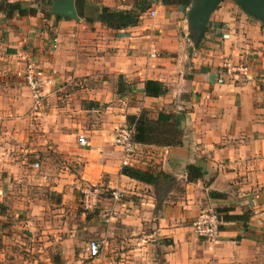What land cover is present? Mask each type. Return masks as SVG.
I'll return each instance as SVG.
<instances>
[{
  "label": "crops",
  "instance_id": "obj_1",
  "mask_svg": "<svg viewBox=\"0 0 264 264\" xmlns=\"http://www.w3.org/2000/svg\"><path fill=\"white\" fill-rule=\"evenodd\" d=\"M95 1L118 9L135 3ZM189 5L152 0L137 25L119 30L52 12L7 18L0 48V131L14 139L8 146L25 143L41 152L48 147L65 163L28 169L26 162L16 166L1 147L0 191L7 192L6 178L21 181V188L26 181L30 188L48 187L43 201L56 206L70 203L85 186L105 185L97 199L104 222L91 215L83 225L97 239L99 254L89 257L85 246L74 257L69 238L66 257L76 264H264V26L234 0H222L195 46ZM28 57L51 77L38 104L15 76ZM226 57L245 70L222 73ZM147 79L163 82L167 92L146 96ZM143 108L169 115L167 124L182 131L180 145L139 143L130 159L129 165L175 179L161 199L154 185L120 173L121 152L114 143L117 127ZM79 134L88 147L79 146ZM74 160L77 175L68 166ZM188 164L200 166L203 177L188 181ZM111 190L121 193L119 200ZM11 199L12 209L20 206ZM27 202L29 209L42 208L40 198L29 196ZM210 207L236 217L223 220L214 240L193 232L197 214Z\"/></svg>",
  "mask_w": 264,
  "mask_h": 264
},
{
  "label": "rangeland",
  "instance_id": "obj_2",
  "mask_svg": "<svg viewBox=\"0 0 264 264\" xmlns=\"http://www.w3.org/2000/svg\"><path fill=\"white\" fill-rule=\"evenodd\" d=\"M7 20L8 19L4 18L0 13V48L2 47V49L3 46L1 43L4 42V38L2 37L3 30L5 29L4 25L9 26L6 23ZM229 61L231 62L230 58L226 57L222 66ZM5 136L6 135H3V133L0 134V143H2L1 141L3 140L8 142L6 146L0 144V150L1 147L6 148L10 156L19 162L16 166L26 162L23 166L28 169L32 167L37 171H42L46 164H52V166L54 165L53 167L57 169L63 165V162L65 163L61 158L57 159L54 154L52 155V151L48 147H45L46 149L44 148L41 152V150L37 149L38 147L30 146L25 143L21 144L19 148L16 146H8L14 139H10L8 135L7 137ZM8 158L10 157L8 156ZM36 162L39 164L38 167L33 166ZM68 166L69 169L77 175L76 170L79 168L78 163L74 160L68 163ZM2 176L3 174L1 173L0 177ZM3 181L4 179L0 178V182ZM6 181L9 185L7 186L8 188H6L7 192L2 193L0 191V264H66L69 261V264H76L74 258L69 259L66 257L67 239H71L70 243L72 245L71 248L74 252V257L80 251L83 252L85 250V246H87L89 241L97 240L87 234L83 225L87 224L85 220L91 217V215L96 217L98 222H104L101 214L102 208L99 207L100 203L97 201L93 208L86 209L83 204L82 190H77L74 192L73 200L69 201L70 203L65 202L62 205L56 206L55 204L48 205L47 203L46 205L43 200L48 198L51 193L48 187H38L35 185L33 186L34 188H30L25 181L24 185L26 184V186L21 188L19 184L22 182L18 181V179L11 180V183H9L8 178H6ZM92 185L97 184H90L89 186ZM97 186L99 188V194L97 195L98 199L99 196H101V188H105V185ZM106 193L107 191L103 190L102 194ZM52 195L54 196L51 200L55 201V194ZM29 196L32 198H40L41 202L39 205L42 208L31 207L29 209L26 207L28 205L27 199ZM11 197H13V200L17 199L16 202H18V206L20 205L19 207L11 208ZM21 197H23V199H21ZM22 201L23 203L21 204ZM103 247L104 243L101 244V249ZM84 263L83 261L81 264Z\"/></svg>",
  "mask_w": 264,
  "mask_h": 264
},
{
  "label": "trees",
  "instance_id": "obj_3",
  "mask_svg": "<svg viewBox=\"0 0 264 264\" xmlns=\"http://www.w3.org/2000/svg\"><path fill=\"white\" fill-rule=\"evenodd\" d=\"M163 5L181 4L188 6L190 0H159ZM51 0H0V13L4 18L14 16H30L38 12L45 16L50 15ZM152 0H135L130 9L110 8L102 5L99 1L75 0V6L79 17L91 23L95 20L101 21L105 26L119 30L138 24L140 16L150 7ZM264 26V24H262ZM206 29V27H205ZM143 90L146 96L158 97L167 92V86L155 79H147L143 82ZM122 81L117 84V93L123 92ZM126 89L127 85H126ZM170 116L162 111L141 109L137 115H127L128 125L134 127L133 139L139 144H164L177 146L181 144L182 131L177 126L167 124ZM188 181H195L203 177L204 171L195 164L186 167ZM120 173L141 182L154 185L157 196L161 199L167 195V189L175 179L162 171L154 172L143 170L132 165H122ZM219 195L217 192L211 195ZM221 216V215H220ZM223 220L236 218L233 215L221 216Z\"/></svg>",
  "mask_w": 264,
  "mask_h": 264
},
{
  "label": "built area",
  "instance_id": "obj_4",
  "mask_svg": "<svg viewBox=\"0 0 264 264\" xmlns=\"http://www.w3.org/2000/svg\"><path fill=\"white\" fill-rule=\"evenodd\" d=\"M149 15L154 17L156 10L151 9ZM226 36V35H224ZM153 55V54H152ZM222 73L232 74L233 72L244 67L236 68L230 61L222 66ZM15 76L22 80L23 84L28 88L32 98L36 103H39L41 93L45 85L51 82L50 75H47L42 67L36 65L31 59L27 58L26 64L23 70H19L15 73ZM219 82L223 81V78L218 79ZM134 127L131 125H123L115 130L114 143L119 147L121 152V166L129 165L131 157L136 152L137 143L133 139ZM77 142L80 147H88L90 145L86 136L79 134L77 136ZM83 204L86 209L93 208L97 203V195L99 194V188L97 185L85 187L82 190ZM121 193L118 190L111 191V197L120 199ZM223 223L218 211L213 208H207L200 211L194 222L193 232L195 235L202 239L214 240L218 237L220 227ZM99 243L95 240L89 241L87 244V251L89 257H96L99 254Z\"/></svg>",
  "mask_w": 264,
  "mask_h": 264
},
{
  "label": "water",
  "instance_id": "obj_5",
  "mask_svg": "<svg viewBox=\"0 0 264 264\" xmlns=\"http://www.w3.org/2000/svg\"><path fill=\"white\" fill-rule=\"evenodd\" d=\"M222 0H191L187 10L188 29L197 46L203 39L206 24L211 12ZM248 15L264 24V0H234ZM50 11L58 16L79 20L75 0H52Z\"/></svg>",
  "mask_w": 264,
  "mask_h": 264
}]
</instances>
